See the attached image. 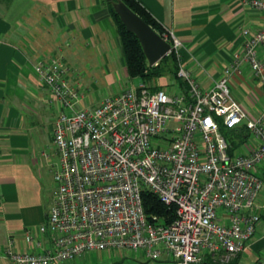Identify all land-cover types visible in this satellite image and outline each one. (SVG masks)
<instances>
[{"label": "built area", "instance_id": "2783aa9c", "mask_svg": "<svg viewBox=\"0 0 264 264\" xmlns=\"http://www.w3.org/2000/svg\"><path fill=\"white\" fill-rule=\"evenodd\" d=\"M240 3L264 11V0ZM240 33V56L202 89L178 63L179 39L162 27L158 35L175 55L185 93L168 94L140 81L82 106L83 92L70 83L72 69L60 57L34 63L56 108L55 187L45 221L37 227L49 234L51 246L17 252L8 240L3 253L11 264H57L103 249L139 250L148 260L170 264H205V258L229 264L244 251L259 221L253 206L262 188L264 107L250 116L232 96L228 80L246 62L264 85L256 55L258 46L264 49V27L256 32L241 27ZM220 125L244 127L254 144L247 152L228 151ZM142 190L174 206L171 223L145 219ZM24 239L34 240L30 232ZM256 264H264V255Z\"/></svg>", "mask_w": 264, "mask_h": 264}, {"label": "crops", "instance_id": "0c3cea01", "mask_svg": "<svg viewBox=\"0 0 264 264\" xmlns=\"http://www.w3.org/2000/svg\"><path fill=\"white\" fill-rule=\"evenodd\" d=\"M137 1L179 39L178 63L202 89L210 88L242 53L240 28L256 32L264 27V11L247 8L240 0ZM256 55L264 68V49L258 46ZM53 56L72 69L70 83L83 92L82 106L100 101L97 84L99 92L106 88L111 95L140 82L126 75L115 25L101 0H0V264H11L3 253L8 240L17 252L51 246L49 234L38 233L37 227L45 221L54 192L48 183L55 170L51 171L49 158L56 156L51 143L56 108L33 65ZM147 83L168 94L186 91L182 79L167 73ZM228 87L250 116L264 107V85L251 76L246 62L230 76ZM229 143L234 153L247 152L254 144L248 136ZM258 174L262 188L253 211L259 221L232 263L243 255L256 264L264 255V165ZM27 232L38 244L25 242ZM101 251L111 249L85 252L77 262L94 259ZM204 263L213 264L208 258Z\"/></svg>", "mask_w": 264, "mask_h": 264}, {"label": "trees", "instance_id": "16d2710c", "mask_svg": "<svg viewBox=\"0 0 264 264\" xmlns=\"http://www.w3.org/2000/svg\"><path fill=\"white\" fill-rule=\"evenodd\" d=\"M108 9L109 15L112 18L117 38L122 54V62L128 78H138L140 81L148 82L153 78H157L164 74H170L176 77L177 62L172 51L161 57L156 64L149 66L142 53L139 42L135 36L125 30L123 24L120 22L117 14L114 12L112 5L115 2H122L141 20L149 25L157 34L160 33L162 27L155 22L150 14L137 0H101ZM220 132L225 136L228 142L234 143V139L239 143L247 136L244 127L225 128L219 126ZM231 145V143H229ZM228 151H232L229 149ZM141 206L145 219L152 222V218L159 224H169L175 218V210L173 205H165L161 203L152 193L147 190H142L140 193ZM159 261V260H158ZM232 263V261L230 262ZM229 263V264H230Z\"/></svg>", "mask_w": 264, "mask_h": 264}, {"label": "water", "instance_id": "95a60500", "mask_svg": "<svg viewBox=\"0 0 264 264\" xmlns=\"http://www.w3.org/2000/svg\"><path fill=\"white\" fill-rule=\"evenodd\" d=\"M120 22L126 31L131 32L141 47L142 53L149 66L167 54L169 44L163 41L159 35L136 14H134L122 2H115L112 5Z\"/></svg>", "mask_w": 264, "mask_h": 264}, {"label": "rangeland", "instance_id": "374dc122", "mask_svg": "<svg viewBox=\"0 0 264 264\" xmlns=\"http://www.w3.org/2000/svg\"><path fill=\"white\" fill-rule=\"evenodd\" d=\"M97 88L95 91V94L102 95L101 97L108 95L110 90L104 88L105 90L99 92V85H95ZM122 89V88H121ZM95 88H92V91H94ZM120 90V89H119ZM96 97V96H95ZM48 147V146H47ZM52 149H50V152L52 153ZM49 164L51 167V171L56 169L57 164H56V156L53 154L52 158H49ZM48 183V182H47ZM48 186L50 187L51 191L54 189L55 185L52 179L49 180ZM95 253V252H94ZM93 253V254H94ZM139 250L137 251H128V250H115L111 249V251H101V252H96L94 259H89L85 261H80L77 262V258L71 260V261H65V262H60V263H69V264H167L163 262H158V261H152L148 260ZM59 263V264H60ZM230 264H252L251 259L249 257H245L242 255L240 259L237 261L230 263Z\"/></svg>", "mask_w": 264, "mask_h": 264}]
</instances>
